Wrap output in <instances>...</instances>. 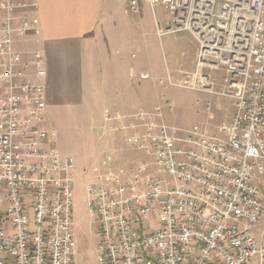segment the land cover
I'll list each match as a JSON object with an SVG mask.
<instances>
[{
	"label": "built area",
	"instance_id": "built-area-1",
	"mask_svg": "<svg viewBox=\"0 0 264 264\" xmlns=\"http://www.w3.org/2000/svg\"><path fill=\"white\" fill-rule=\"evenodd\" d=\"M150 1L169 11L165 33L194 38L193 87L213 92L224 70L236 111L216 131L171 128L161 108L106 115L143 156L130 174L109 156L86 185L98 260L264 264V0ZM39 3L0 0V264H75L74 159L44 126L43 52L16 47L41 30Z\"/></svg>",
	"mask_w": 264,
	"mask_h": 264
},
{
	"label": "rangeland",
	"instance_id": "rangeland-1",
	"mask_svg": "<svg viewBox=\"0 0 264 264\" xmlns=\"http://www.w3.org/2000/svg\"><path fill=\"white\" fill-rule=\"evenodd\" d=\"M113 4L125 11L115 21L117 35L115 53L124 45L122 32L128 37L127 53L135 63L137 74L157 73L159 101L165 123L179 130L194 126L216 131L223 122H230L236 107L232 98L223 94L226 73L213 72L214 91L200 88L192 76L195 73L196 42L187 31L164 32L170 20L169 11L163 6L154 8L150 0H115ZM120 14V13H119ZM181 85H172L168 76ZM137 80H140L137 76ZM44 126L54 129L56 145L65 156L74 159V223L72 233L77 244L75 264H100L98 249L100 236L90 223L86 185L95 182L109 169L108 157L118 152L135 156L139 163L143 154L129 141L131 131H116L96 110L70 104L50 109L44 116ZM124 166L125 164L122 163ZM119 165V164H118ZM121 169V168H114ZM130 174L133 168H124Z\"/></svg>",
	"mask_w": 264,
	"mask_h": 264
},
{
	"label": "crops",
	"instance_id": "crops-1",
	"mask_svg": "<svg viewBox=\"0 0 264 264\" xmlns=\"http://www.w3.org/2000/svg\"><path fill=\"white\" fill-rule=\"evenodd\" d=\"M114 1L40 0L38 9L32 13L39 15L41 30L37 34L16 35V47L25 60L36 49L44 54L47 76L42 81L46 84V117L50 109L70 104L96 110L102 117L156 109L162 76L136 73L135 63L127 53L125 32L121 41L124 48L120 54L115 53L114 48L119 44L112 27L119 15L124 18L125 11L116 7ZM196 53L197 46L195 66ZM141 74H148L149 78L142 79ZM114 159L118 167L138 165L135 156L122 152Z\"/></svg>",
	"mask_w": 264,
	"mask_h": 264
}]
</instances>
